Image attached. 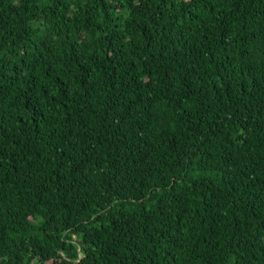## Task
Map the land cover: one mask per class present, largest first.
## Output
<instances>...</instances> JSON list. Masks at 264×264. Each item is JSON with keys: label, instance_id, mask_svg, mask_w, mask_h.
<instances>
[{"label": "trees", "instance_id": "obj_1", "mask_svg": "<svg viewBox=\"0 0 264 264\" xmlns=\"http://www.w3.org/2000/svg\"><path fill=\"white\" fill-rule=\"evenodd\" d=\"M0 264H264V0H0Z\"/></svg>", "mask_w": 264, "mask_h": 264}]
</instances>
